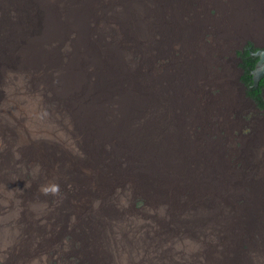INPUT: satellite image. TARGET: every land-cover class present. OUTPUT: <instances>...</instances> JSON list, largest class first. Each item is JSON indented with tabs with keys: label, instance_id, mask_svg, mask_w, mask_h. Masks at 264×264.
<instances>
[{
	"label": "bare ground",
	"instance_id": "6f19581e",
	"mask_svg": "<svg viewBox=\"0 0 264 264\" xmlns=\"http://www.w3.org/2000/svg\"><path fill=\"white\" fill-rule=\"evenodd\" d=\"M167 1L0 0V190L7 192L9 184L16 205L10 230L9 222H0L4 259L28 238L33 227L24 224L34 223L33 233L43 242L35 248L54 246L66 255L71 248L62 235L69 231L81 242L78 257L90 264H264V208L252 202L258 194L264 201V177L256 182L242 174L251 193L244 196L246 206H236L240 185L219 163V146L193 131L222 116L214 103L197 101L206 97L212 77L189 43V25L213 23L222 30L235 18L244 22L249 5L172 0L167 14L161 7ZM210 7L216 20L206 16ZM169 43H177L181 59L162 76L164 86L153 88V60L158 47ZM240 46L244 76L251 77V92L259 98L264 75L254 87L252 71L264 36L229 51L245 97L236 57ZM133 53L142 59L139 64L131 63ZM245 99L253 108L249 122L254 113L261 118ZM230 100L226 92L224 105ZM180 142L187 147L175 149ZM181 152L204 173L189 172ZM28 165L38 185L25 179ZM136 194L145 196L151 217L119 213L118 206ZM26 210H38L44 222H22ZM246 239L249 249L242 251ZM35 250L32 261L26 252V264L48 261Z\"/></svg>",
	"mask_w": 264,
	"mask_h": 264
},
{
	"label": "rangeland",
	"instance_id": "374dc122",
	"mask_svg": "<svg viewBox=\"0 0 264 264\" xmlns=\"http://www.w3.org/2000/svg\"><path fill=\"white\" fill-rule=\"evenodd\" d=\"M246 3L249 5L250 9L246 13V15L243 16L244 22L243 20L239 22L238 18H235L230 23L225 22L223 24L222 30H218L213 23H209L200 28L189 25L188 30L190 45L199 50V55L203 59L202 69L205 70V75L212 77L209 85L205 90L206 97H198L197 101L201 99L206 101L207 99L208 101L214 103L215 107L218 110V113L222 116L220 120L210 118L202 124L194 125L193 131L202 133L203 139L206 142L219 146V163L224 164L223 167L225 173L235 175L240 185L242 197H236L233 202L236 206L241 207L246 206L244 203V198H248L246 194L251 193V189L243 183L244 176L242 174H252V180L256 179V182L259 178L264 177V108L260 107V102L258 100L259 98L257 96H252V83L251 81H246L247 76L245 77L246 82L243 81V76L246 72L244 70V66L242 65V63H240V57L241 51L244 49L245 45L240 46L241 49L236 52V57L239 60L238 68L241 70V78L239 79V81L245 88V97L250 99L254 103L255 108L261 115L260 118L258 114L254 113L255 119L252 122H249L253 115V108L243 96L241 85L237 84L236 78L238 73L233 69L234 63L231 61V57L229 54V51L232 47L240 45L244 40L253 38L256 41L261 42V39L264 36V0H246ZM174 4L175 3H173L172 0H169L165 3V5L161 7L167 14H171L172 11L169 7H171L172 5L174 6ZM191 5L192 8L196 7L195 2H192ZM206 14V16L211 20H216L217 18V11L215 8H208L206 10ZM183 21L185 24H190L191 18L188 16H183ZM205 36L206 38L210 37V39H205ZM160 49L158 47L157 54L155 53L156 58L153 60L152 68L156 71L150 74V82L153 88L155 87L156 83H161L163 85L162 76L166 73L167 70L173 69V66H176L175 62H179L182 56L177 43H169L167 47L161 45ZM223 52H229L227 53L229 60H227L223 65L219 66L220 71H212L211 66L213 64V56H219ZM141 60L142 59L137 53H133V56L130 58L131 63L135 64H139ZM241 65L243 66V68ZM226 92H229L231 100L227 105H224L223 96L226 94ZM260 98V101L264 102V93L260 96ZM193 101H195L194 98ZM245 113L247 114L243 115ZM146 114L147 109L145 110V115ZM241 119H243L244 121ZM197 132L193 133L198 134ZM181 147L187 146L184 143L180 142V144H176L175 149ZM178 155L180 156L181 161L189 167V172L198 174L204 173L190 156L183 152L179 153ZM249 166L250 170L247 169ZM31 168L32 167L28 165V170L25 173V179L30 183V186H35L38 185L40 181L35 179V175L31 171ZM14 171L16 172L15 169L10 170L8 174L13 173ZM210 173L216 175L215 170H210ZM9 187L10 185L8 184V191ZM8 191H5V193H3L0 190V222H9L6 223L5 228L10 230V228L8 227L12 225V222H15L13 206L16 207V205L14 200L10 198ZM31 193L34 196V192L32 191ZM258 196L259 198L261 197L260 194H258ZM259 198L256 197L253 199L257 200ZM254 200H252V202L255 205L264 208L263 200L259 199V204H256ZM118 208L119 213L124 215L128 219H133L134 217L143 218L146 216H152L151 211L147 207V200L143 195H134L128 204H121L120 206H118ZM91 211L92 209L90 210V212ZM7 213L13 215L9 220L5 219ZM37 214L38 210H26L21 214V220L22 222H44L42 218L37 217ZM33 224L34 223H28L24 225L33 227L32 229H34L35 226H33ZM32 229L28 233V238L26 237V239L24 238L20 242V244L23 246L15 243V246H13L11 251H8L9 256L7 255V259H4L1 256L2 254L0 252V264H26V262H24V258H26L27 255L26 252H28L29 255L28 260L32 261V249H36L35 251L38 253V256H44L45 253L49 256V258L47 257L46 259L48 261L44 262V264H90L86 258L78 257V254L81 252V242L75 239V236L72 232H63L62 240H65V242L68 243L71 250L68 254L62 255L60 253L58 254L59 249L55 248L54 246H49L48 248L45 246L46 248L42 247L43 249L35 248V246L39 243L41 244L42 241L36 234L33 233ZM30 233H33V235ZM3 235L4 237H6L8 233L3 232L1 236ZM36 236L37 238H35ZM39 236L44 237L43 234H39ZM34 242L37 243L34 244ZM249 243L250 240L246 239L240 243L239 248L242 251H247L249 249ZM95 254L97 255L96 258L99 257L96 252Z\"/></svg>",
	"mask_w": 264,
	"mask_h": 264
},
{
	"label": "trees",
	"instance_id": "16d2710c",
	"mask_svg": "<svg viewBox=\"0 0 264 264\" xmlns=\"http://www.w3.org/2000/svg\"><path fill=\"white\" fill-rule=\"evenodd\" d=\"M208 38L210 39V37H207V38H206V36H205V39H208ZM227 53H229V52H223V53H222L221 55H219V56H217V55H214V56H213V64H212V66H211L212 71H214V72H215V71H220V70H219V66H220V65H223V64L228 60V58H229L228 55H227ZM246 54H247V53H246ZM253 64H255V63H251V64L249 65V67H250L251 69L254 68ZM246 76H247V74H246ZM246 76L243 77V81H244V82H246V81H251V79H250L248 76H247V77H248L249 79L246 78L247 80L245 81V77H246ZM253 91H254V90H253ZM253 91H252V92H253ZM252 92H251V94H253L252 96H256V95H255L254 93H252ZM258 100H259V102H260V107H261V108H264V102L260 101V98H259Z\"/></svg>",
	"mask_w": 264,
	"mask_h": 264
},
{
	"label": "water",
	"instance_id": "95a60500",
	"mask_svg": "<svg viewBox=\"0 0 264 264\" xmlns=\"http://www.w3.org/2000/svg\"><path fill=\"white\" fill-rule=\"evenodd\" d=\"M255 57L259 55L260 60L256 64L255 71L253 73V86L256 87L258 79L264 75V51H257Z\"/></svg>",
	"mask_w": 264,
	"mask_h": 264
},
{
	"label": "clouds",
	"instance_id": "9594fccd",
	"mask_svg": "<svg viewBox=\"0 0 264 264\" xmlns=\"http://www.w3.org/2000/svg\"><path fill=\"white\" fill-rule=\"evenodd\" d=\"M250 79H251V77H250ZM252 83V82H251ZM260 98V97H259ZM261 99V98H260Z\"/></svg>",
	"mask_w": 264,
	"mask_h": 264
}]
</instances>
